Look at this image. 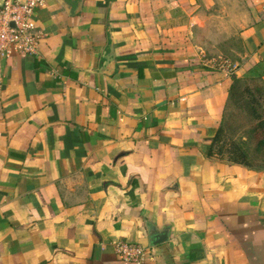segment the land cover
Here are the masks:
<instances>
[{
    "label": "crops",
    "instance_id": "1",
    "mask_svg": "<svg viewBox=\"0 0 264 264\" xmlns=\"http://www.w3.org/2000/svg\"><path fill=\"white\" fill-rule=\"evenodd\" d=\"M36 21L37 53L0 61V264H131L117 240L264 264V171L209 154L233 76L264 78V0H46Z\"/></svg>",
    "mask_w": 264,
    "mask_h": 264
},
{
    "label": "trees",
    "instance_id": "2",
    "mask_svg": "<svg viewBox=\"0 0 264 264\" xmlns=\"http://www.w3.org/2000/svg\"><path fill=\"white\" fill-rule=\"evenodd\" d=\"M259 80L256 76H233L224 116L211 138L209 154L264 171V82ZM233 111L239 123L233 121Z\"/></svg>",
    "mask_w": 264,
    "mask_h": 264
},
{
    "label": "built area",
    "instance_id": "3",
    "mask_svg": "<svg viewBox=\"0 0 264 264\" xmlns=\"http://www.w3.org/2000/svg\"><path fill=\"white\" fill-rule=\"evenodd\" d=\"M46 0H0V61L16 54H35L44 38L39 29L37 10ZM214 65L232 71L231 65L224 60H214ZM120 259L131 264H148L151 252L148 247L117 240L113 244Z\"/></svg>",
    "mask_w": 264,
    "mask_h": 264
},
{
    "label": "water",
    "instance_id": "4",
    "mask_svg": "<svg viewBox=\"0 0 264 264\" xmlns=\"http://www.w3.org/2000/svg\"><path fill=\"white\" fill-rule=\"evenodd\" d=\"M105 58L107 60L110 59V61L113 60L110 58V55H106ZM113 67H114V61H111V67L110 68L113 69ZM168 232L169 231L167 228L166 229H159V228H150L149 229V234H150L151 240L155 244H160L162 242L167 241L168 237H169Z\"/></svg>",
    "mask_w": 264,
    "mask_h": 264
},
{
    "label": "rangeland",
    "instance_id": "5",
    "mask_svg": "<svg viewBox=\"0 0 264 264\" xmlns=\"http://www.w3.org/2000/svg\"><path fill=\"white\" fill-rule=\"evenodd\" d=\"M218 60V59H217ZM228 62V64H230L231 65V69H232V72L235 70V63L233 64L232 62H230V61H227ZM259 79H261V80H259V82H261V83H263L264 82V78H260L259 77ZM234 108H231V110H233ZM233 121L235 122V123H239V121H238V114L236 113V112H234L233 111Z\"/></svg>",
    "mask_w": 264,
    "mask_h": 264
}]
</instances>
